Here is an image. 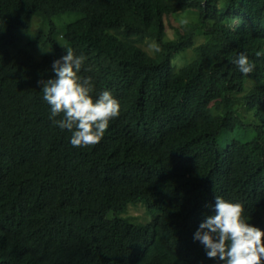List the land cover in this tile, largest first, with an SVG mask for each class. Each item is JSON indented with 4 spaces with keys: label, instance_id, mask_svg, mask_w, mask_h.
Instances as JSON below:
<instances>
[{
    "label": "trees",
    "instance_id": "16d2710c",
    "mask_svg": "<svg viewBox=\"0 0 264 264\" xmlns=\"http://www.w3.org/2000/svg\"><path fill=\"white\" fill-rule=\"evenodd\" d=\"M68 48L120 104L93 147L71 145L37 83ZM216 196L264 231V0H0V264H224L193 238ZM131 203L157 215L137 223Z\"/></svg>",
    "mask_w": 264,
    "mask_h": 264
},
{
    "label": "clouds",
    "instance_id": "9594fccd",
    "mask_svg": "<svg viewBox=\"0 0 264 264\" xmlns=\"http://www.w3.org/2000/svg\"><path fill=\"white\" fill-rule=\"evenodd\" d=\"M150 47L160 50L155 45ZM85 60V56L76 55L68 48L66 55L53 61L55 78L37 82L42 85L43 100L50 107L49 118L61 130L72 133L70 143L74 148L97 145L110 121L120 115L119 101L110 91L93 97L91 77L79 75ZM231 62L244 75L255 69V64L243 53ZM248 221L241 203L216 196L214 214L200 223L193 238L203 245L208 258H218L224 264H264V231Z\"/></svg>",
    "mask_w": 264,
    "mask_h": 264
},
{
    "label": "rangeland",
    "instance_id": "374dc122",
    "mask_svg": "<svg viewBox=\"0 0 264 264\" xmlns=\"http://www.w3.org/2000/svg\"><path fill=\"white\" fill-rule=\"evenodd\" d=\"M198 16H199L198 12L185 11V12H181L176 17L173 16L172 18H167L165 21L166 29H167V39H173L176 36V30L172 26V24L178 25L180 23H183V21L195 22L197 20ZM68 18L71 21V20H74L76 18V16H69ZM53 21L55 22V25L57 27L62 26V21L58 16L53 18ZM42 26H43L42 18L41 17H34L32 20V26H31V30L29 31V33H31V34L38 33V31H40ZM45 26L47 27V25H45ZM202 40H205V38L203 36L197 37L198 43H200V41H202ZM150 45H153V43L147 44L145 46V49L154 53L155 51L150 47ZM49 50H50V46L43 45L42 41H40L36 47L32 48V51L35 54V56L38 53L41 54V56H42L44 52L49 51ZM190 58H191V53H189V52L186 54L181 53V55L177 58L175 63L177 66H182ZM248 113H249V111H247L244 107V110L241 111L242 118L245 120H249V118H251V120L252 119L257 120L256 117L253 118V115H252L253 113H249V114ZM248 122H252V121H248ZM226 143H227V138L225 137V134H223L220 138V144L223 147L226 145ZM127 210L128 211L124 215L131 217V219L137 223L138 222L148 223V221L153 220V218H155V216L157 215V213H151L149 210H146L142 206L141 203H138V204H134V203L132 204L131 203L129 206V209H127Z\"/></svg>",
    "mask_w": 264,
    "mask_h": 264
}]
</instances>
